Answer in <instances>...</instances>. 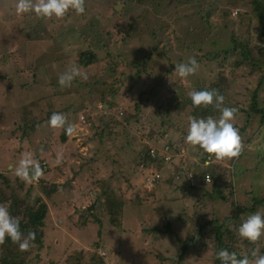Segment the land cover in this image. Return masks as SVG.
Instances as JSON below:
<instances>
[{"label":"rangeland","instance_id":"rangeland-1","mask_svg":"<svg viewBox=\"0 0 264 264\" xmlns=\"http://www.w3.org/2000/svg\"><path fill=\"white\" fill-rule=\"evenodd\" d=\"M15 3L0 0V175L10 177L11 188L1 185L7 192L18 188L13 203L26 199L29 184L38 185L37 180L25 182L24 188L16 184L20 179L14 168L28 152L48 170L44 178L67 185H59L51 198L45 197L50 208L44 227L45 252L28 264H70L73 260L68 256L81 250L87 255L98 252L107 264H214L213 240L198 252L191 250L182 261L170 257L180 249L179 238L185 239L198 223L224 218L235 205L252 206L254 196L264 197V125L249 111L236 112L232 122L235 127H245V131L238 129L247 142L245 151L238 159L217 161L211 157L207 171H215L214 176L221 180L201 184L197 179L196 186L187 185L182 174L176 178L178 172L165 169L186 159L183 170L188 165L194 170L192 161L203 156L200 152L189 144L184 159L172 148L173 164H149L144 158L148 152L145 136L157 139L156 148L162 149L173 134L169 126L184 108L192 109L186 102L188 93L214 80L221 70L216 62L201 59L197 73L182 79L176 74V64L194 57V49L205 54L231 47L234 31L246 38L261 30L252 5L243 0H85L84 14H67L61 20L53 17L55 22L47 19L33 29L27 22L38 17L18 14ZM159 43L167 46L159 47L150 71L167 84L166 91L159 92L161 104H167V99L179 100L172 118L159 109L152 96V100L140 97L156 83L146 75L135 87L127 82L116 96L108 89L119 84L118 78L135 73L128 61L146 57ZM89 47L100 61L86 69L77 65L76 54ZM118 58L126 62L113 70L111 63ZM72 66L86 72L87 80L77 77L70 87H61L59 75ZM230 69L225 73L231 81L226 95L235 101L229 103L238 101L240 108L247 109L251 85L246 87L242 77V82L231 78ZM260 101L264 107V84ZM69 104L74 108L66 113L63 109ZM54 112L63 113L75 127L65 144L60 140L63 128L53 129L48 123ZM189 118L182 119V128L173 140L187 132L184 125ZM24 119L29 121L28 135L23 132ZM33 121L39 123L31 129ZM152 168L162 174L159 172L161 178L148 189ZM215 181L220 185L216 190ZM227 185L234 192L228 200ZM23 210L17 205L12 214L22 218ZM257 211L264 213V203L233 220L229 225L233 233H238L236 222ZM24 222L33 228L28 217ZM261 238L258 248L263 250L264 236ZM251 251L243 253L250 255Z\"/></svg>","mask_w":264,"mask_h":264},{"label":"trees","instance_id":"trees-1","mask_svg":"<svg viewBox=\"0 0 264 264\" xmlns=\"http://www.w3.org/2000/svg\"><path fill=\"white\" fill-rule=\"evenodd\" d=\"M243 1L248 2L252 5V10L255 13L256 19L259 22V26L262 27L261 30L255 36H248L246 38L239 36V34H236V32L234 31L232 35V46L225 50L223 49L217 52L212 51L209 53L202 54L200 53L199 49L198 50L194 49L193 56L198 61V63H199V60L201 59H204L206 61L209 60L210 62H216L217 65L221 69L218 76L214 80H211L209 83H205L204 85L198 86L195 90H198V91L212 90V89L218 90L219 94L223 95L225 98L224 106L234 107L238 109L237 112L249 111L250 112L249 114L259 116L260 122L264 125V107L261 105V101H260V92L264 84V0H243ZM74 13L76 12L70 10L68 12V15H72ZM205 18H208V17L205 16ZM45 20L47 19L38 18L36 21L32 20L27 23L30 26V28L35 29L37 25H41L42 21H45ZM51 21L55 22L56 20L52 18ZM162 46L165 48V46H167V43L166 45H162L159 43L158 46L153 48L146 55V57H143L140 60L132 59L128 61L127 65L131 66L134 69L135 73L131 77H128V76L125 77V79L118 78L117 82H119V84H112L109 86L108 89L112 96H116L118 93H120L122 87L127 82L128 83L131 82V85L135 87L140 77L146 75L151 81L152 80L156 81V83L151 85L148 90L141 92L140 97L151 99L150 97L152 96V98L157 100L159 104V109L161 111H164V113L167 115L168 118H172L174 109H176L177 107L176 104L177 103L179 104V100L175 96L176 98L167 99V104H165V101L163 102V104H161V102L159 101V92H161L162 89L166 91L167 84H165L164 82H160L159 79H157L156 76H154V74H152L150 71L154 55L159 50V47H162ZM76 56H77L76 58L77 65L84 67L86 69H88L91 65L96 64L100 61V57L98 56V54L94 51V48L92 47L78 51ZM123 62H126L124 58H118L114 62L111 63L113 64L111 67L113 68V70L119 69L121 68L120 66L123 65ZM229 68H231L230 69L231 78H233L235 81L242 82V81H239V78L242 77L243 80L246 79L245 81H243L246 87L251 85L250 87L251 89L250 92H252L251 99H250L251 102H250V106H248L247 109H245V107L240 108V106H238L239 105L238 101H236L237 103L235 104L229 103L231 101H235L234 99L232 100L230 99V97L226 95V93L229 92L231 89V81L225 75L226 71ZM171 69H173V67H171ZM23 71L21 70L20 72H23ZM241 72H244V74H241ZM14 73H17V71H15ZM85 84L89 86L92 85L89 82H85ZM175 90L176 89L173 88L172 92H176ZM167 91L170 92L169 90ZM35 102L37 103V100ZM186 102L191 103L192 109L188 112L187 108H184V111L181 112L179 116L176 118V122H173L169 126L173 134H171L166 141L167 144L170 145L171 148H175L179 153H182L183 149L187 150L186 148L189 145L185 142V137L187 135V132L185 131H183V134L181 135L179 140H173V137L174 135H176V132H179L182 128V125L184 123L182 119L184 118L188 119L191 115L198 117V119L207 118L208 116H212L218 119L220 116V112L214 109L212 106L205 108V110H203L204 113H201L200 110L202 107H195L192 104L191 98H188ZM72 108H74V105L69 104L63 110H65L66 112L68 110L70 111ZM80 108L83 109V106L79 105V109ZM24 121L25 122L23 124V132H24V135H28L30 132L29 130L30 128L28 127L27 122L29 121L25 119ZM116 121L117 123H120L119 120H116ZM38 123H39L38 121H33L31 124V129L36 127ZM164 123H166V121ZM177 123H179V126L177 125ZM188 124L189 122L185 123L184 128L188 126ZM21 127L22 126H19V128ZM237 128L238 129L243 128V130L245 131V127L241 126ZM165 134H168V133L165 132ZM68 139H69V135L66 133L65 129H63V133L60 136V140L62 143L65 144L68 141ZM145 139L147 141L146 143L148 146V150H147L148 152L144 154V158L148 162H150L149 164H153L156 159L153 158L152 155L150 154V149L157 147V145L155 144V141H157V139L153 141L151 136H145ZM242 142L244 144V149L242 152H244L245 145L247 143L245 140V137H242ZM157 149H160V148L158 147ZM194 149L203 155L201 158H195V160L192 161L194 170L197 173H202V175H206L207 173L209 175L211 174L212 180L220 181L221 177L214 176L215 171H213L212 173L207 171L208 166L206 165L205 162L209 159L208 158L209 154L204 152L199 147H196ZM209 160H211V158ZM185 161L186 159L181 161L182 163L181 165L177 167L171 166V167H168L166 170L180 172V167L181 166L183 167V164ZM39 164L43 170V176L39 179L38 185L35 183H33L35 185L29 184L28 188L25 191L26 199H24L22 203H13L14 195H17L16 193H18V188L11 189L9 190L10 192H7L5 188L2 187L1 184H3L7 189H10L11 188L10 177L5 174L0 175V203L6 205L11 214L14 213L17 205L21 206L24 209L23 212H25V214H23V217L19 218L20 228H21L22 233L25 236H27L28 232L30 231L35 232V240L30 241V248L27 251H21L17 244H14L10 238H6L5 243L3 245H0V264H28V263L33 262L36 258L37 259L41 258V251L45 252V242H44L45 229L44 227L47 224L46 218H47V215L50 209L49 203L45 199V197L51 198L60 188L59 185L61 187H66L67 185L65 183L58 185L57 182H53L47 178H44V174L47 173L48 170H44V165L42 166L41 162H39ZM48 169H51V168H48ZM141 169L143 170L142 166H141ZM159 172L160 171H158L156 168H152L150 169L149 173L151 176H153L152 173H159ZM181 174H182V177H185L183 181H186L188 179V171L183 170ZM216 181L213 184V187L215 190L216 188H220L219 182H216ZM199 182H200V179H199ZM24 183L25 182L21 180L16 182V184H18V186L21 188H24ZM185 183L187 184L189 182H185ZM196 184H194L193 186H196ZM68 185L72 186L71 182H68ZM225 187L229 190V193H230V195L225 196V199L228 200L233 196L234 192L231 186L227 185ZM140 198L143 199L142 196H140ZM262 203H264V197L260 198L257 195L252 198V204H253L252 206H240L238 204V205H235V207L231 210L230 212L231 214L229 216H226L224 218H220L219 216L213 217L207 220L206 222L198 223L196 227L194 226V228L189 230L185 239L178 237L180 244H181L180 249L178 253L176 254V256H172L170 258L172 259L178 258L179 261H182L185 258V256L191 253V250L198 252L201 249L206 248L210 240H213L214 242L213 244H214L215 253H217L220 249H226L229 252H235L238 258H242L245 255H249L248 252L243 253V250H246V249L254 250L258 248L259 247L258 242H261L262 238L257 242V244H252L248 240L240 238L238 236V233L237 234L233 233V230L231 229L229 225H231L233 220L235 221L238 218L240 219L239 217L240 215H244L248 212L255 211L256 207ZM95 206H96V203L92 205V207H95ZM12 215L14 216V214ZM26 217L29 218V223L32 224V227H33L32 229L29 227V225H27L28 222H24ZM236 223L237 225L235 227L239 228L242 221L236 222ZM168 225L171 226L172 224H168ZM168 230L172 231L171 228ZM241 241H243L245 244H243ZM259 254H264V249L263 250L259 249ZM249 258H251L250 255H249ZM67 259L73 260V261H70V264H107V261L105 260V258L95 251H93L90 255H87L82 250L77 251L75 254L69 255ZM213 263L222 264V261L216 258V254H215V259L213 260ZM178 264H180V262ZM181 264H184V263H181Z\"/></svg>","mask_w":264,"mask_h":264},{"label":"clouds","instance_id":"clouds-1","mask_svg":"<svg viewBox=\"0 0 264 264\" xmlns=\"http://www.w3.org/2000/svg\"><path fill=\"white\" fill-rule=\"evenodd\" d=\"M14 6L18 14L34 13L41 19H52L55 17L58 20L63 19L70 10L75 11L78 15L84 14L86 10L85 0H16ZM199 67L195 57H189L186 63L176 64L175 71L183 79L196 74ZM77 77L87 80L88 75L79 68L72 66L59 75L58 83L61 87H70L73 80ZM188 95L195 107L207 108L212 106L220 112V116L218 119L212 116L199 119L190 117L185 142L194 148L199 147L217 161L232 158L238 159L244 149L239 130L232 122L238 109L224 106L225 98L216 89L193 90ZM48 123L53 129H65L69 136L75 131L74 125L67 122V117L63 113L54 112ZM163 143L162 149H155L163 156L166 154L171 155V158L166 161L163 157H153L156 159L155 162H159L158 166L162 164L161 161L167 162L168 165L174 163L172 161V148L167 142ZM166 146H169L168 150H166ZM181 157L184 159L183 156ZM236 161H234V164ZM181 164V162L178 163V165ZM182 172L183 167L181 166L180 172L176 174L181 175ZM14 173L26 183L39 180L43 176V170L39 162L33 159L30 152L22 155L18 166L14 168ZM206 179L208 183L210 181L212 183V177L209 178L207 176ZM201 181L204 180L201 179ZM201 184L205 183L201 182ZM238 236L252 244H257L261 237L264 236V213L257 211L247 216L238 228ZM6 238H10L14 244H17L21 251H27L30 248V241L35 240V232L30 231L25 236L20 228V219L13 216L6 205L0 203V245L5 243ZM250 256L251 259L249 255L238 258L235 252H229L226 249H220L216 253V258L222 261V264H264V254H259L258 248L252 250Z\"/></svg>","mask_w":264,"mask_h":264},{"label":"built area","instance_id":"built-area-1","mask_svg":"<svg viewBox=\"0 0 264 264\" xmlns=\"http://www.w3.org/2000/svg\"><path fill=\"white\" fill-rule=\"evenodd\" d=\"M168 149H169V146H166V150H168ZM153 153H155V155H153ZM185 153H186V150L183 149L181 156L184 157ZM150 154L152 155V157H155V158L163 157L166 161L170 160V158H171V155H169V154H166L165 156L161 155L155 148L150 149ZM208 158L210 159L211 157L209 156ZM209 159L205 162L206 164H208L210 162ZM44 164H45V162H44ZM231 168L234 169V163L231 166ZM186 170L188 171V179L186 181L189 182L191 184V186L196 184L197 179H200V180L202 179L204 181H201V182H204L207 184L208 180L206 179V177L208 176L209 178H211V176L208 173L206 175H202V173H197L195 170L190 168V165H188L186 167ZM152 175L153 176L149 175V177H148V184H150V185L146 186L148 189H152V187H154L155 181L159 180L161 178L160 173H152ZM175 177L180 178V175L176 174ZM37 181H39V180H37ZM103 254H104V252H103Z\"/></svg>","mask_w":264,"mask_h":264},{"label":"water","instance_id":"water-1","mask_svg":"<svg viewBox=\"0 0 264 264\" xmlns=\"http://www.w3.org/2000/svg\"><path fill=\"white\" fill-rule=\"evenodd\" d=\"M120 9H121V6H118V7H117V10H120Z\"/></svg>","mask_w":264,"mask_h":264}]
</instances>
